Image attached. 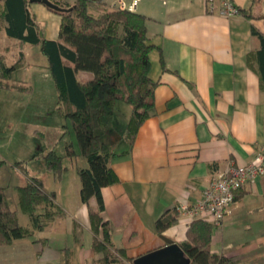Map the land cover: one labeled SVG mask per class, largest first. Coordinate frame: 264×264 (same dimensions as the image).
Returning <instances> with one entry per match:
<instances>
[{
	"label": "crops",
	"instance_id": "1",
	"mask_svg": "<svg viewBox=\"0 0 264 264\" xmlns=\"http://www.w3.org/2000/svg\"><path fill=\"white\" fill-rule=\"evenodd\" d=\"M113 1L103 0L107 7ZM233 1L240 10L252 5V0ZM218 8V0H140L138 5L153 45L149 75L156 82L155 114L140 125L131 150L111 160L119 180L101 189L100 213L112 248L133 259L163 246L161 236L184 241L197 217L176 210V222L161 233L157 218L179 202L195 203L215 172L250 161L264 143V87L257 64L247 62L259 46L251 27L263 32L264 20L241 12L226 18ZM29 9L42 36L57 40L60 15L39 2H30ZM27 45L38 49L36 61H29ZM24 47V65L12 77L37 66L47 70L39 46ZM82 159L72 164L73 182L65 181V171L61 178L53 175V187L43 185L63 215L31 236L0 245V264H116L99 262L92 248L89 207L95 209L96 200L91 197L89 205L80 200L77 168L87 166ZM25 215L23 226H29ZM211 251L238 264H264V176L240 188L224 220L213 223Z\"/></svg>",
	"mask_w": 264,
	"mask_h": 264
},
{
	"label": "trees",
	"instance_id": "2",
	"mask_svg": "<svg viewBox=\"0 0 264 264\" xmlns=\"http://www.w3.org/2000/svg\"><path fill=\"white\" fill-rule=\"evenodd\" d=\"M52 1L70 8L68 11L49 8L60 15L57 40L42 36L29 9V0H0V30L21 44L39 46L46 58L57 91V108L70 120L79 155L87 162V166L77 168L79 196L87 205L91 197L96 200V208L89 207V219L92 248L100 254L98 261L133 264V258L124 249L112 248L107 224L100 216L104 209L101 189L119 180L111 160L131 150L140 125L155 114L156 82L149 75V53L153 45L147 36L146 17L107 7L103 0H74L71 4ZM260 9L263 11L259 14ZM240 12L248 18L261 16L264 20V0H252V5ZM251 32L259 46L247 54V62L257 64L264 87V31L252 26ZM23 64L24 53H20L12 64L6 63L0 55V89L12 88L9 80ZM79 72L89 75L79 77ZM118 101L131 107L124 127H119L118 119L115 120V103ZM123 142L125 146L116 150ZM77 155L72 145L67 144L63 156L49 150L43 160L46 168L56 178H61L67 169L64 159H75ZM2 163L0 161V165ZM16 164L22 165L26 175L24 183L16 186V192L20 209L28 215L30 223L29 226L20 224L17 210L10 207L5 188L0 185V245H10L15 239L31 236L33 231L44 229L63 215L54 193L47 191L38 177L27 173L25 162ZM176 219L175 208L164 212L155 222L157 233L173 225ZM212 233L213 223L204 218L197 217L189 223L186 238L179 243L189 264H238V260L211 251Z\"/></svg>",
	"mask_w": 264,
	"mask_h": 264
},
{
	"label": "rangeland",
	"instance_id": "3",
	"mask_svg": "<svg viewBox=\"0 0 264 264\" xmlns=\"http://www.w3.org/2000/svg\"><path fill=\"white\" fill-rule=\"evenodd\" d=\"M262 11L260 9L259 14ZM23 50L24 44L8 38L4 30H0V55L6 63L15 62ZM26 50L30 54L29 61H36L38 49L27 45ZM9 83L11 89H0V161H3L0 165V185L5 188L10 207L17 210L20 223L25 225L27 216L20 209L16 186L24 183L26 175L22 165L16 163L25 162L27 173L38 177L44 186L50 188L54 186V179L43 160L47 151L54 150L63 156L67 144H71L77 152L76 159H64L67 182L73 180L75 166L72 167V164L77 162L80 165L83 157L79 155L70 120L64 118L57 108V91L48 69L37 66L33 70L17 71ZM115 111L117 125L124 127L131 107L118 101ZM125 133L124 130V138ZM123 146L124 142L116 146V150ZM34 155L36 157L32 158Z\"/></svg>",
	"mask_w": 264,
	"mask_h": 264
},
{
	"label": "built area",
	"instance_id": "4",
	"mask_svg": "<svg viewBox=\"0 0 264 264\" xmlns=\"http://www.w3.org/2000/svg\"><path fill=\"white\" fill-rule=\"evenodd\" d=\"M209 3L212 0H208ZM218 12L223 17H231L240 13L233 0H218ZM140 0H114V9L136 12ZM264 176V143L255 152L252 159L243 164L230 165L224 170L215 172L202 190L199 200L190 204L179 202L176 210L190 217H201L214 224H220L230 212L235 192L245 184Z\"/></svg>",
	"mask_w": 264,
	"mask_h": 264
},
{
	"label": "water",
	"instance_id": "5",
	"mask_svg": "<svg viewBox=\"0 0 264 264\" xmlns=\"http://www.w3.org/2000/svg\"><path fill=\"white\" fill-rule=\"evenodd\" d=\"M29 2H39L55 11H68L70 8L60 6L52 0H29ZM164 245L150 250L133 259V264H189L190 260L185 255L181 246L171 239L161 236Z\"/></svg>",
	"mask_w": 264,
	"mask_h": 264
}]
</instances>
